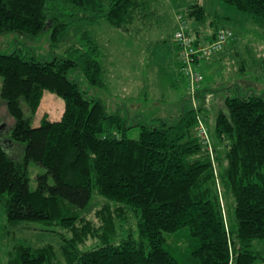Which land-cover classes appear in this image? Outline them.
<instances>
[{
  "label": "trees",
  "instance_id": "trees-1",
  "mask_svg": "<svg viewBox=\"0 0 264 264\" xmlns=\"http://www.w3.org/2000/svg\"><path fill=\"white\" fill-rule=\"evenodd\" d=\"M219 2L264 28V0ZM156 4L0 0V35L50 30L56 43L70 26L101 20L123 33L136 32L138 22L145 26L156 17ZM177 13L200 24L194 33L199 39L211 41L222 29L234 33L229 44L237 39L233 28L221 25L227 17L209 15L202 0H190ZM105 60L89 33L66 57L50 61L23 51L0 53L1 96L14 119L8 142L24 147L15 157L0 139V206L11 226L38 222L61 228L63 240L62 259L52 244L14 242L8 264H264V249L254 247L264 242V97H227L228 111L220 110L213 130L206 124L207 143L199 134L209 108L201 84L193 107L178 121L140 124L139 137L132 139L125 117L109 113L70 77L78 70L92 87L107 89ZM46 93L64 100L63 116H43L34 126ZM5 129L0 116V131ZM31 163L45 168L35 190ZM95 193L106 202L87 216ZM128 215L137 218L136 230L123 227Z\"/></svg>",
  "mask_w": 264,
  "mask_h": 264
},
{
  "label": "rangeland",
  "instance_id": "rangeland-1",
  "mask_svg": "<svg viewBox=\"0 0 264 264\" xmlns=\"http://www.w3.org/2000/svg\"><path fill=\"white\" fill-rule=\"evenodd\" d=\"M189 1L157 0L156 17L151 18L145 26L138 22L137 28L140 30L136 32L123 33L111 26L108 21L101 20L97 23L83 22L70 26L56 43L52 42L50 30L38 36L19 32L1 34L0 53L23 51L40 60L50 61L54 57H66L67 51L78 45L82 35L89 33L106 53L103 79L108 87L107 89L92 87L78 70H73L70 77L77 80L91 97L101 99L109 113L122 114L131 126L128 136L137 139L140 124H153L157 119L172 124L178 121L185 109L193 107L186 80L179 70L177 47L173 42V35L178 29L177 12L185 9ZM202 4L209 15L227 17L221 21V25L233 28L237 34L234 43L228 44L200 68L203 81L199 86L202 84V90L206 91L209 107L202 121L205 127L207 124L209 129L213 130L220 110L228 111L224 102L227 97L249 93L264 97V28L249 14L219 0H202ZM189 24L193 34L201 28L200 24L193 21ZM2 82L0 76V116L6 127L0 131V139L7 146L14 119L1 96ZM57 98L64 104L62 98L58 96ZM45 100L42 110L35 117L34 126L40 125L41 114H44L45 108L51 105L48 99ZM197 102L199 104L198 98ZM60 112L57 106L54 116L59 117ZM210 130L208 136L211 137ZM8 145L6 148L12 155L22 156L23 145L19 143ZM44 172V167L36 163L30 164L31 189L37 188L36 177ZM105 202L104 197L95 193L85 214L92 216ZM136 221L135 216L128 215L123 227L136 230ZM60 231L61 228L48 229L38 222H24L18 226H11L0 206V264H8L9 250L14 242H22L33 248L52 244L56 257L62 259L63 240ZM89 244L95 246L98 242L91 241ZM254 247L264 249V242L258 240Z\"/></svg>",
  "mask_w": 264,
  "mask_h": 264
},
{
  "label": "built area",
  "instance_id": "built-area-1",
  "mask_svg": "<svg viewBox=\"0 0 264 264\" xmlns=\"http://www.w3.org/2000/svg\"><path fill=\"white\" fill-rule=\"evenodd\" d=\"M177 22L178 29L173 35V42L178 47V62L188 86V93L195 100L202 80L200 71L202 64L222 51L234 38V33L230 29H222L211 41L199 39L191 33L189 23L183 15L178 14ZM199 134L205 142L209 143L208 130L203 123L199 127Z\"/></svg>",
  "mask_w": 264,
  "mask_h": 264
},
{
  "label": "crops",
  "instance_id": "crops-1",
  "mask_svg": "<svg viewBox=\"0 0 264 264\" xmlns=\"http://www.w3.org/2000/svg\"><path fill=\"white\" fill-rule=\"evenodd\" d=\"M177 30V29H176ZM209 31H211L210 29H208ZM208 30L207 31H204V32H208ZM127 55V54H126ZM127 58V56L125 57V59ZM177 69V68H176ZM180 70V69H179ZM108 85V84H107ZM118 90L120 91L121 89L120 88H118ZM45 99H48V101H50V103H51V105H49L48 106V108H45V110H44V114H41L42 115V118H43V116H47L50 120H53V121H55V120H60L61 118H62V116H63V113H64V109H65V103L63 104L60 100H59V98H57V96H55L54 94H52V93H46L45 94V96H44V98H43V101H42V103H41V106H40V109H39V111H38V113H37V115L40 113V111L42 110V107H43V104L46 102V100ZM56 106V107H55ZM57 106L59 107V117H55L54 116V113H55V111L57 110ZM47 107V106H46ZM52 108H54V109H52ZM52 110V111H51Z\"/></svg>",
  "mask_w": 264,
  "mask_h": 264
},
{
  "label": "bare ground",
  "instance_id": "bare-ground-1",
  "mask_svg": "<svg viewBox=\"0 0 264 264\" xmlns=\"http://www.w3.org/2000/svg\"><path fill=\"white\" fill-rule=\"evenodd\" d=\"M182 15V14H181ZM184 16V15H183ZM185 17V16H184ZM187 19V18H186ZM188 21V20H187ZM189 23V22H188ZM189 26H190V24H189ZM176 47H177V45H176ZM177 54H178V47H177ZM179 63V62H178ZM180 68H181V66H180Z\"/></svg>",
  "mask_w": 264,
  "mask_h": 264
}]
</instances>
